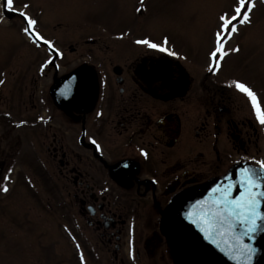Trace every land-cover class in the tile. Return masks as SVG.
I'll return each mask as SVG.
<instances>
[{
    "label": "flooded vegetation",
    "instance_id": "af4514ba",
    "mask_svg": "<svg viewBox=\"0 0 264 264\" xmlns=\"http://www.w3.org/2000/svg\"><path fill=\"white\" fill-rule=\"evenodd\" d=\"M165 36L120 33L107 43L87 38L86 54L64 49L50 85L26 96L36 94L43 102L55 97L57 124L49 122L51 116L37 118L44 127L34 129L33 145L55 179L71 180L93 264H190L194 257L175 239L177 214L226 174L264 160V127L243 98L224 87L231 80L211 79L207 57L194 54L190 61L167 36L170 47L188 59L173 60L165 79L149 75L151 58L134 41L159 43ZM83 55L88 62H79ZM83 69L89 70L90 87L73 102L78 106L68 107L57 99L62 81H79ZM17 87L27 91L16 82L0 85V98L10 88L11 100ZM7 134L2 131L0 140ZM11 140L0 149V173L15 155Z\"/></svg>",
    "mask_w": 264,
    "mask_h": 264
},
{
    "label": "rangeland",
    "instance_id": "374dc122",
    "mask_svg": "<svg viewBox=\"0 0 264 264\" xmlns=\"http://www.w3.org/2000/svg\"><path fill=\"white\" fill-rule=\"evenodd\" d=\"M14 2L19 10H23L24 4L31 6L27 11L38 19L40 34L62 51L71 46L86 54L91 48L84 43L87 38L107 43L120 33L166 35L192 61L194 54L208 57L217 16L222 12L231 14L235 0H145L143 6L140 0ZM138 7L145 9L141 13L144 19H139ZM6 15L9 18L0 21V80L26 85L27 91L17 87L15 97L10 100L7 88L0 98V137L2 131L8 133L5 141L0 140V149L10 142L9 137L13 138L11 149H15L10 166L0 173L2 176L8 168L13 169V182L8 185L11 191L0 194V264H81L77 253H83L85 264H93L89 232L76 213L71 180L55 179V170L33 145L34 129L44 127L37 118L51 116L49 122L55 125L60 113L55 97L43 102L36 94L32 100L26 96L50 85L54 65L46 68L49 73L41 74L37 69L52 57L54 63L60 59L46 45L36 48L30 44L21 32L20 18L11 13ZM237 45L240 53L226 57L219 74L211 79L247 82L264 107V3L260 0H256L252 25L241 26L227 47L231 50ZM78 57L79 62H88L89 56ZM22 121L27 122L24 127H14ZM71 126L72 120L66 119L65 127ZM66 228L71 230V236ZM76 243L80 245L79 252Z\"/></svg>",
    "mask_w": 264,
    "mask_h": 264
},
{
    "label": "snow or ice",
    "instance_id": "6c2138e0",
    "mask_svg": "<svg viewBox=\"0 0 264 264\" xmlns=\"http://www.w3.org/2000/svg\"><path fill=\"white\" fill-rule=\"evenodd\" d=\"M264 3V0H260ZM145 0H140L143 6ZM256 6V0H235L229 12H222L217 16L216 30L213 34V47L208 54L206 71L217 76L221 71L225 58L240 53L236 47L228 49L227 45L239 34L241 26L252 25V13ZM29 4L23 5V10L16 9L14 0H0V21L9 18L11 13L20 18L21 32L29 43L36 48L41 44L46 45L55 56L63 57L54 44L46 39L38 31V19L28 13ZM145 9L138 7L136 12L142 13ZM122 39L123 37H119ZM137 46L145 49V55L151 58L153 65L149 75L153 79H165L170 75L173 60H187L186 56L179 55L170 47V42L165 36L159 43L150 39H137ZM53 64L48 59L41 65L43 74L48 65ZM58 67V65H54ZM79 81L77 77H66L62 81L59 95L63 100L73 103L77 97L85 93L90 87L88 69L81 70ZM5 81L0 80V85ZM232 92L243 98L250 106L255 121L264 127V107L256 92L245 82L239 79L232 80L224 85ZM101 115V113H97ZM43 118H41L42 120ZM46 123V121H44ZM26 121L14 125L16 128L24 127ZM96 144L95 140L90 141ZM99 148V145H97ZM141 155L147 158L146 152ZM120 167L127 169V162H121ZM12 171L10 167L0 176V194L7 195L11 189ZM155 182V181H154ZM31 185V181H29ZM34 187V185H32ZM108 191V189H105ZM234 193H236L234 195ZM264 160H251L250 166H241L233 175H225L224 182L218 183L209 193V198L195 201L188 209L177 214L174 233L176 242L183 246L194 259L190 264H207L203 259L211 253L208 245L228 257L233 264H256V257L260 249L256 246L259 236L264 235ZM191 226V227H188ZM71 236V230L65 229ZM75 242V238L73 237ZM79 252L80 245L76 243ZM81 264H85L84 256L80 254Z\"/></svg>",
    "mask_w": 264,
    "mask_h": 264
},
{
    "label": "water",
    "instance_id": "95a60500",
    "mask_svg": "<svg viewBox=\"0 0 264 264\" xmlns=\"http://www.w3.org/2000/svg\"><path fill=\"white\" fill-rule=\"evenodd\" d=\"M62 103H64V105H66L68 107L78 106V103L69 104L66 101H62ZM223 182H221V183H223ZM235 194L236 193H234V195ZM207 198H209V193L199 194V195L195 196L192 200H190L187 204H185L183 206V208L181 209V211L188 209L190 206H192L194 204L195 201L207 199ZM262 211H264V208H262ZM188 227H191V226H188ZM256 246L260 249V254H258L256 257V264H264V235H261L258 237V239L256 241ZM207 247L211 253L209 256L203 258L207 262V264H233V261L228 259V257L225 256L223 253L212 248V246H210V245H208Z\"/></svg>",
    "mask_w": 264,
    "mask_h": 264
}]
</instances>
